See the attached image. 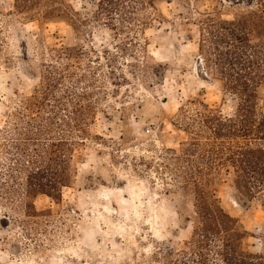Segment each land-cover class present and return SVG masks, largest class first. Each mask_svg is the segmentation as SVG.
<instances>
[{"label": "rangeland", "instance_id": "rangeland-1", "mask_svg": "<svg viewBox=\"0 0 264 264\" xmlns=\"http://www.w3.org/2000/svg\"><path fill=\"white\" fill-rule=\"evenodd\" d=\"M62 1L86 17L80 32L49 21V0H25L27 8L0 0V264H147L158 247L192 233L191 200L162 160L188 138L183 114L200 103L224 113L236 105L207 74L199 19L230 21L245 5L157 0L122 29L92 19L97 0ZM49 70L59 73L58 95L70 89L68 72L84 77L77 89L93 110L86 135L50 156L49 97L40 94ZM34 98L42 107L28 111ZM260 98L264 111V87ZM52 173L71 178L49 196ZM215 190L247 230V249L260 252V203L241 201L229 179Z\"/></svg>", "mask_w": 264, "mask_h": 264}, {"label": "trees", "instance_id": "trees-1", "mask_svg": "<svg viewBox=\"0 0 264 264\" xmlns=\"http://www.w3.org/2000/svg\"><path fill=\"white\" fill-rule=\"evenodd\" d=\"M156 1L97 0L92 19L104 20L108 27L117 21L122 29H129L139 13L154 9ZM218 1L245 5L233 20L205 13L198 24L207 74L219 82L225 96L235 99L236 105L231 113H224L220 106L200 103V109L183 114L181 125L188 138L177 149H168L162 160L182 196L191 200V214L185 219L192 223V233L181 244L158 247L147 264H264V240L260 252L247 249V230L224 208L215 190L229 179L241 201H258L264 211V111L260 106V89L264 87V0ZM21 3L27 8L25 0ZM49 21H68L80 32L87 20L65 2L49 0ZM58 74L49 70L46 87L40 93L49 97V156L60 155L63 146L71 151L72 139L86 135V123L93 116L91 106L82 103L87 92L77 89L84 77L76 79L68 72L63 78L72 83L70 89L58 95ZM34 100L28 111L42 107L38 98ZM28 117L41 134V123ZM70 178L49 174V196H53L50 190L70 184Z\"/></svg>", "mask_w": 264, "mask_h": 264}]
</instances>
